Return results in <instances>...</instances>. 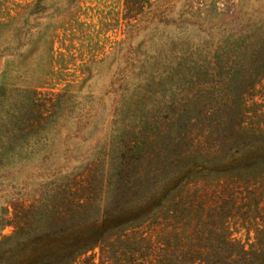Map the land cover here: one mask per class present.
Masks as SVG:
<instances>
[{"label":"trees","instance_id":"16d2710c","mask_svg":"<svg viewBox=\"0 0 264 264\" xmlns=\"http://www.w3.org/2000/svg\"><path fill=\"white\" fill-rule=\"evenodd\" d=\"M157 1L124 0L127 43L108 91L119 98L105 140L89 145L96 169L52 171L34 201L15 204L13 236L3 213L0 264H75L97 248L105 264H264V110L246 106L264 101V18L214 42ZM160 24L177 32L134 43ZM96 111L93 95L1 84L0 155H68L89 140ZM177 129L189 141L181 155ZM229 139L249 156H215ZM190 152L213 155L200 177L183 173Z\"/></svg>","mask_w":264,"mask_h":264},{"label":"rangeland","instance_id":"374dc122","mask_svg":"<svg viewBox=\"0 0 264 264\" xmlns=\"http://www.w3.org/2000/svg\"><path fill=\"white\" fill-rule=\"evenodd\" d=\"M157 3H165L170 15L184 12L185 16H191L195 22L193 34L206 35L214 42L222 35L237 31L248 20L264 18V0H158ZM126 15L124 0H0V51L7 50L0 57V85L54 92L66 90L80 97L93 95L97 108L96 128L89 140L78 139L75 145L71 143L68 155H0V216L8 213L3 235L13 236L15 204L34 201L40 184L52 171L74 174L96 169L94 160L100 155H93L89 145L95 146L98 143L95 139L105 140L119 98V92L108 91L111 79L123 64L121 45L126 41ZM176 32L175 25L160 24L157 31H141L133 41L140 42L153 35L156 38L163 35L164 40H169V36L173 37ZM209 45L215 49V43ZM246 106L261 111L264 110V101L248 100ZM258 123L264 126L263 118ZM178 133L179 129L171 137L178 140ZM168 141L161 140L160 146ZM239 141L241 139H229L220 149L221 155L215 156L228 161L240 155L249 156L251 148L239 155L236 148H243ZM188 144V139H179L172 154L181 155ZM196 154L190 152L186 156L185 177L202 176L199 163L213 158V155H201L205 158L200 162ZM217 167V171L231 174L224 167ZM147 229V233L154 235L158 226L147 225ZM95 252L97 254L79 257L75 264H87L86 258L91 264H105L98 248ZM12 263L29 264L24 257Z\"/></svg>","mask_w":264,"mask_h":264}]
</instances>
